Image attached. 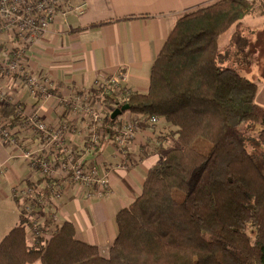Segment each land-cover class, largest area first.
I'll use <instances>...</instances> for the list:
<instances>
[{
    "label": "trees",
    "instance_id": "16d2710c",
    "mask_svg": "<svg viewBox=\"0 0 264 264\" xmlns=\"http://www.w3.org/2000/svg\"><path fill=\"white\" fill-rule=\"evenodd\" d=\"M255 13L264 15V0H218L183 13L148 91L102 97L164 117L177 133L141 195L118 212L108 257L69 221L45 245L29 244L22 218L0 242V264H264V150L255 154L253 143L264 149V107L257 82L236 66L250 61L243 20Z\"/></svg>",
    "mask_w": 264,
    "mask_h": 264
},
{
    "label": "crops",
    "instance_id": "0c3cea01",
    "mask_svg": "<svg viewBox=\"0 0 264 264\" xmlns=\"http://www.w3.org/2000/svg\"><path fill=\"white\" fill-rule=\"evenodd\" d=\"M216 1L86 0L81 11L57 13L43 34L22 35L15 27L10 29L12 35L0 36L5 48L24 53L26 78L31 76L38 82L34 87L26 85L20 72L10 78L0 76L5 92L0 97V112L14 117L21 105L25 115L37 113L56 125L68 123L66 142L78 153L88 155L108 179L109 192L103 198H90L81 185L66 183L64 199L56 210L62 223H73L79 240L98 246L103 256H109L118 235V212L141 195L150 168L177 144L176 127L164 117L155 124L147 115L126 110L118 119L137 120L136 137L119 149L109 134L90 152L89 118L80 110H72L71 99L88 92L96 104L112 111L116 106L102 100L105 94L123 100L126 91L146 93L155 59L177 19ZM243 22L250 41V61L236 66L257 82L255 100L264 107V15L255 13ZM122 72L126 78L116 86L96 87ZM22 135L24 142L19 143L0 139V242L23 218L15 186L29 180L41 183L39 175L28 169L24 151L27 145L36 144L37 137Z\"/></svg>",
    "mask_w": 264,
    "mask_h": 264
},
{
    "label": "built area",
    "instance_id": "2783aa9c",
    "mask_svg": "<svg viewBox=\"0 0 264 264\" xmlns=\"http://www.w3.org/2000/svg\"><path fill=\"white\" fill-rule=\"evenodd\" d=\"M86 6V0H0V36L11 34L12 28L17 27L20 34H43L57 13L63 11H81ZM24 53L15 54L3 46L0 41V76L10 78L15 72L24 75L26 85L34 87L38 82L34 77H27ZM126 73L107 78L98 89H109L116 86L121 79L125 80ZM5 92L0 87V97ZM71 99L72 110L84 112L90 123L91 146L95 147L104 138L112 134L118 148L126 147L137 135V120H117L106 126L112 111L105 107L95 106L88 96L78 93ZM19 105L14 117H8L0 112V139L13 143L24 142L23 133H31L37 137L35 145H27L25 156L27 167L40 181L29 180L15 186L14 194L18 199L20 212L30 224L27 236L45 245L55 234L62 222L59 220L57 208L64 199L65 184H78L84 188L90 198H103L108 194V179L102 175L99 168L93 164L88 155L78 153L66 142V132L70 129L68 123L51 124L39 114L25 115ZM151 122H160L158 116H148ZM34 144V143H33ZM29 241V240H28Z\"/></svg>",
    "mask_w": 264,
    "mask_h": 264
},
{
    "label": "water",
    "instance_id": "95a60500",
    "mask_svg": "<svg viewBox=\"0 0 264 264\" xmlns=\"http://www.w3.org/2000/svg\"><path fill=\"white\" fill-rule=\"evenodd\" d=\"M130 108V105L128 103L123 104L122 106L116 107L112 113L111 117L113 119L117 118L119 115H121L124 111L128 110Z\"/></svg>",
    "mask_w": 264,
    "mask_h": 264
},
{
    "label": "rangeland",
    "instance_id": "374dc122",
    "mask_svg": "<svg viewBox=\"0 0 264 264\" xmlns=\"http://www.w3.org/2000/svg\"><path fill=\"white\" fill-rule=\"evenodd\" d=\"M95 99L93 98L92 99V103L95 105V106H99L98 104H96L95 103ZM96 102H98V101H96ZM99 107H101V106H99ZM109 108H111L112 109V107H109ZM105 109H106V111H110L107 107H105ZM113 111V110H112ZM251 134H253L254 136H257V133L256 132H250V135ZM253 143L256 145V149H255V154H257V155H259V154H262V150H264L263 149V147L262 146H259L258 144H256V142L254 141V139H253ZM251 147V144L249 145V148Z\"/></svg>",
    "mask_w": 264,
    "mask_h": 264
}]
</instances>
